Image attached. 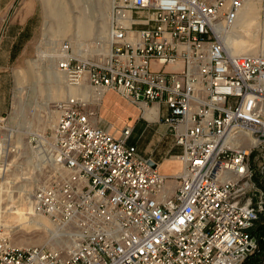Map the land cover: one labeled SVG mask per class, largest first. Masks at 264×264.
I'll list each match as a JSON object with an SVG mask.
<instances>
[{
  "label": "built area",
  "instance_id": "2783aa9c",
  "mask_svg": "<svg viewBox=\"0 0 264 264\" xmlns=\"http://www.w3.org/2000/svg\"><path fill=\"white\" fill-rule=\"evenodd\" d=\"M248 1L113 0L107 58L79 59L61 44L55 60L70 88L88 84L100 103L112 91L142 114L158 108L156 120L144 119L168 126L183 170L163 174L139 153L134 125L112 133L83 97L56 102L43 145L54 168L32 202L79 237L70 249L0 237V264H245L257 252L264 55L225 46Z\"/></svg>",
  "mask_w": 264,
  "mask_h": 264
},
{
  "label": "rangeland",
  "instance_id": "374dc122",
  "mask_svg": "<svg viewBox=\"0 0 264 264\" xmlns=\"http://www.w3.org/2000/svg\"><path fill=\"white\" fill-rule=\"evenodd\" d=\"M258 1L257 16L249 27L241 26L238 31L245 47L254 54L241 55H264V0ZM55 3L60 10V21L49 18V0H17L11 19L31 15L23 36L14 43L17 29L7 36L0 35V92L11 96V109L0 124V237H7L18 247L68 248L66 241L55 240L46 228L37 224L45 220L51 229L61 226L35 211L33 190L50 179L53 167L50 163L42 166L45 156L41 150H36L43 160L40 163L30 153L33 147H38L36 136L46 135L50 140L57 120L53 105L71 97L65 75L58 70L55 60L60 46L65 41L70 42L79 59L104 60L109 54V45L101 37L111 25L113 0H57ZM39 50L47 55L43 61ZM55 76L59 77L57 82L53 80ZM87 95L83 98L92 102L102 126L110 130L111 121L101 119L109 116L105 104L100 103L93 91H87ZM139 121L134 124L132 139L138 143L142 156L156 160L160 166L177 156L163 158L164 145L153 143L150 128L146 126L149 123ZM8 148H16L18 152H8ZM67 228L75 232L73 227ZM68 239L63 237V240ZM72 244L73 241L70 246Z\"/></svg>",
  "mask_w": 264,
  "mask_h": 264
},
{
  "label": "crops",
  "instance_id": "0c3cea01",
  "mask_svg": "<svg viewBox=\"0 0 264 264\" xmlns=\"http://www.w3.org/2000/svg\"><path fill=\"white\" fill-rule=\"evenodd\" d=\"M16 1L17 0H0V35L3 34L7 36L14 29H17L18 32L15 35L14 43L18 42L21 39V37L23 36V32L25 31L26 26L29 23V20L31 19V15L27 16L24 19L22 17H17V16L15 20L11 19L10 13ZM9 53H10L9 59H11L12 52L10 51ZM87 91H92V90L90 89V87L85 86L82 87L81 89H78L77 94L78 96L85 97L88 96ZM110 94H112L111 96L112 99L108 104L109 116H106L101 119H106L108 121H111L112 125L110 131L112 133L117 132L115 134H118L125 125H134L137 122H140L139 116L142 113L139 108L129 104L127 101H125L115 93L112 92L107 93L106 97ZM10 97H11L10 94H4L0 92V112L2 114H7L11 109ZM105 99L102 102L103 105L105 104ZM142 115H143L142 118L143 124L147 123L145 119L149 121H154L158 117V108L154 107L152 109L146 110V112H144V114ZM100 126H102L101 123ZM146 126L148 127V129L150 128L149 132L152 134L151 139L153 143L164 145L163 158L180 154L181 149L174 145V141L171 136V131L163 121H156ZM159 168L163 174L170 175L180 172L179 170H181V163L178 161V159L172 158V160L165 161L161 166L159 165Z\"/></svg>",
  "mask_w": 264,
  "mask_h": 264
},
{
  "label": "bare ground",
  "instance_id": "6f19581e",
  "mask_svg": "<svg viewBox=\"0 0 264 264\" xmlns=\"http://www.w3.org/2000/svg\"><path fill=\"white\" fill-rule=\"evenodd\" d=\"M56 1L57 0H49V2L51 3V12H50L51 15H50L49 18H52V19L55 18L57 20L58 18H60L61 14H60V10L58 11V9H57V5L55 3ZM258 2H259L258 0H250V1L247 2L245 7L242 9V11L239 14V17L237 19V25L235 24V26L232 28V30L225 37V46H226L228 52L231 55L236 56V55H241V53L254 54L251 50H249L247 47H245L246 45L244 43V40L239 36L240 34L238 35V31H239V27H241V26L244 27V28L245 27H249L251 20L255 19V17L257 16V14L259 12ZM58 21H60V19H58ZM110 27H111V25L109 27H107V31L105 30L102 33L103 35L101 37V39L103 41H106L108 43V45H109V54H110V51H111V46H110V43H109V29H110ZM78 35H79V32H78ZM54 44H55V42L52 43V45H54ZM109 54H108V56H109ZM255 56H257V55H255ZM46 57H47V55H46L45 51L44 50H39V58H40V60L43 61ZM58 79H59L58 76H55L53 78V80H55L56 82H57ZM85 86L90 87L88 84H85L82 87H85ZM82 87L70 88L67 85V88L70 89V90H68L69 91L68 94L70 96H72V97L78 96V94H77L78 93V89H81ZM90 89L95 93V95L97 97L98 96L97 95V91L95 89L91 88V87H90ZM110 92H112V91H108V92L104 93L103 97L106 96V94L110 93ZM112 93H114V92H112ZM111 96H112V94L108 95L106 97V99H105V107L107 109H108V104H109V102L112 99ZM86 97L87 96H85V98ZM103 97L101 99L102 102H103ZM121 98L124 99L123 97H121ZM124 100L127 101L126 99H124ZM127 102L129 104H131L129 101H127ZM131 105H133V104H131ZM135 107H137V106H135ZM137 108H139V107H137ZM108 111H109V109H108ZM55 113L57 115V120H58L59 113L57 111H55ZM108 114H109V112H108ZM57 120H56V122H57ZM117 129H118V127H117ZM28 131H31V129L28 128ZM45 136H36L38 138V140H39L38 141V147L37 148L33 147V149L30 151V153L33 156V158L36 159V161L38 163H40L43 160L39 159L37 151L41 150L43 152L44 156H45V158H44L45 160L42 162V166H45L47 163H50L51 166L54 168V162H53L52 157L49 156L47 151L43 148V145L45 143H47V140H46ZM8 152H10L9 148H8ZM181 166H182V168H181L180 172L183 170L182 163H181ZM180 172L174 173L173 175L179 174ZM170 175H172V174H170ZM18 214L19 213H17V215ZM37 224H38V226L46 228L53 235V238H55V240H60V241H63V242L66 241L67 244H65V245L68 247L67 249L72 248L75 245L76 239L79 237V233L78 232L69 231V229L67 228L66 225L57 226L55 224V226H57V228L56 229H51L50 227H47L48 225H47V222L45 220L44 221H39ZM58 225H60V224H58ZM63 237H68L69 239L68 240H63ZM71 241H73V244L70 246V242Z\"/></svg>",
  "mask_w": 264,
  "mask_h": 264
},
{
  "label": "trees",
  "instance_id": "16d2710c",
  "mask_svg": "<svg viewBox=\"0 0 264 264\" xmlns=\"http://www.w3.org/2000/svg\"><path fill=\"white\" fill-rule=\"evenodd\" d=\"M256 233L260 236L259 249L245 262V264H264V226L258 227Z\"/></svg>",
  "mask_w": 264,
  "mask_h": 264
},
{
  "label": "water",
  "instance_id": "95a60500",
  "mask_svg": "<svg viewBox=\"0 0 264 264\" xmlns=\"http://www.w3.org/2000/svg\"><path fill=\"white\" fill-rule=\"evenodd\" d=\"M150 164H152V163H150ZM153 165V164H152Z\"/></svg>",
  "mask_w": 264,
  "mask_h": 264
}]
</instances>
